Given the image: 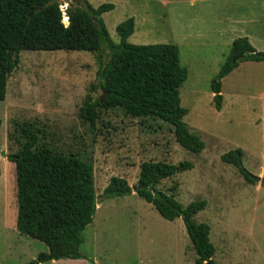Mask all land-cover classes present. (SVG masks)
I'll list each match as a JSON object with an SVG mask.
<instances>
[{"label":"rangeland","instance_id":"374dc122","mask_svg":"<svg viewBox=\"0 0 264 264\" xmlns=\"http://www.w3.org/2000/svg\"><path fill=\"white\" fill-rule=\"evenodd\" d=\"M74 1L95 9L114 5L102 19L116 45L121 42L117 27L134 18L128 43L179 47L181 64L189 72L180 90L182 107L188 110L184 123L206 148L201 154L188 152L176 143L170 125L129 117L121 108L100 110L94 126L83 120L87 98L103 95L99 72L107 63V49L100 60L89 52H22L6 100L0 102V264H30L48 252L44 243L17 230V175L8 157L25 143L15 133L16 126L25 124L32 125L40 147L92 165L100 207L80 248L88 260L45 264H196L182 219L165 220L135 191L127 197H104L113 177L134 187L140 165L147 161L192 163L194 170L159 188L171 196L167 191L176 186L175 199L183 207L207 202L196 221L211 227V241L220 257L225 255V264H264V188L246 184L237 168L221 159L241 149L246 170L264 176V62L241 63L222 81L220 111L211 89L234 41L248 38L264 53V0H58L63 19Z\"/></svg>","mask_w":264,"mask_h":264},{"label":"trees","instance_id":"16d2710c","mask_svg":"<svg viewBox=\"0 0 264 264\" xmlns=\"http://www.w3.org/2000/svg\"><path fill=\"white\" fill-rule=\"evenodd\" d=\"M113 10L112 4L97 9L85 1L82 6L71 4L66 10L70 24L67 27L58 0H0V102L6 100L9 78L18 68L20 54L24 51L89 52L100 60L107 49V63L99 72L100 89L107 96L103 102L89 96L81 109V118L94 126L100 110L116 108L132 118H156L173 128L175 141L183 149L202 153L205 143L184 123L188 110L182 107L180 90L189 72L181 64L179 47L128 43L135 32L134 18L117 27L121 42L116 45L102 19L103 14ZM248 61L264 62V53L258 52L248 38L234 41L211 85L218 111L223 103L222 81ZM15 133L25 139L21 150L9 156L17 175V230L48 247V252L41 253L30 264L88 260L80 248L85 241L84 232L93 224L97 211L92 165L76 155L65 156L51 148L40 147L30 124L16 126ZM243 157V150L236 149L221 159L235 166L249 184L264 186V177L248 172ZM193 168L190 162L177 165L143 162L134 187L124 178L113 177L104 190V197H127L135 191L165 220H183L198 256L196 264H217L213 259L216 249L210 240L211 227L192 220L206 209L207 202L195 201L183 207L173 196L157 189L164 180Z\"/></svg>","mask_w":264,"mask_h":264},{"label":"crops","instance_id":"0c3cea01","mask_svg":"<svg viewBox=\"0 0 264 264\" xmlns=\"http://www.w3.org/2000/svg\"><path fill=\"white\" fill-rule=\"evenodd\" d=\"M224 99V98H223ZM190 130V129H189ZM189 152V151H188ZM244 153V152H243ZM194 154V153H193ZM201 154V153H200ZM243 160H244V157H243ZM229 165V164H228ZM194 166V165H193ZM231 166H233V165H231ZM235 167V166H234ZM236 168V167H235ZM195 169V167L192 169V170H194ZM238 170V169H237ZM191 171V170H190ZM239 172V171H238ZM240 174V173H239ZM241 175V174H240ZM241 177L243 178V176L241 175ZM264 177V176H263ZM263 177H261V178H263ZM170 179H172V178H170ZM244 179V178H243ZM165 181H168V179L167 180H164L163 182H165ZM244 181H245V179H244ZM162 182V183H163ZM162 183H160L158 186H157V189L158 190H161L159 187H160V185L162 184ZM245 183L246 184H249L248 182H246L245 181ZM250 185H257V187L260 189V188H264V186H263V184L262 183H257V184H250ZM176 186H175V188H171L169 191H167V192H169L170 194H171V196H173L174 198H175V194H174V192H175V190H176ZM162 191V190H161ZM195 202V201H194ZM192 203V202H191ZM203 212V211H202ZM197 216H198V214L197 215H194L193 217H192V220L194 221V222H196L197 224H203V223H200L199 221H196V218H197ZM205 224V223H204ZM208 225V224H207ZM211 234H212V231H211ZM190 238V237H189ZM210 240H211V235H210ZM250 240V239H249ZM192 242V241H191ZM212 242V241H211ZM235 242H233V241H231V246L233 247V245H236V243L234 244ZM193 244V243H192ZM213 244V243H212ZM214 245V244H213ZM194 246V245H193ZM215 246V245H214ZM215 249H216V252H215V255H214V257H213V259H214V261L217 263V264H223L224 263V257H225V255L221 258L220 257V255H219V250L215 247ZM194 250H195V247H194ZM195 252H196V250H195ZM197 254V253H196ZM232 254V253H231ZM217 255L219 256V258L221 259V260H217ZM197 258H198V256H197ZM196 261H197V259H196ZM225 264V263H224ZM232 264H234V263H232Z\"/></svg>","mask_w":264,"mask_h":264},{"label":"water","instance_id":"95a60500","mask_svg":"<svg viewBox=\"0 0 264 264\" xmlns=\"http://www.w3.org/2000/svg\"><path fill=\"white\" fill-rule=\"evenodd\" d=\"M74 2H75V4H76V6H79V4H80L79 2H77V1H74ZM69 25H70V24H68L67 27H69ZM97 91H98V86L95 87L94 92L96 93ZM102 93H103V95L100 97L101 102H103V101L105 100L106 96H107V94H106L105 91H102ZM8 158H9V157H8Z\"/></svg>","mask_w":264,"mask_h":264},{"label":"bare ground","instance_id":"6f19581e","mask_svg":"<svg viewBox=\"0 0 264 264\" xmlns=\"http://www.w3.org/2000/svg\"><path fill=\"white\" fill-rule=\"evenodd\" d=\"M63 22H64V23H65V22H69L68 18L65 17L64 20H63ZM99 208H100V207H97V210H98Z\"/></svg>","mask_w":264,"mask_h":264}]
</instances>
